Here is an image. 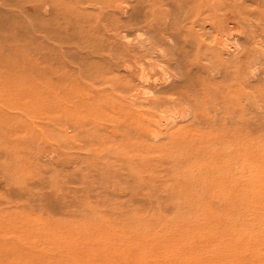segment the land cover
I'll return each mask as SVG.
<instances>
[{
  "label": "rangeland",
  "instance_id": "obj_1",
  "mask_svg": "<svg viewBox=\"0 0 264 264\" xmlns=\"http://www.w3.org/2000/svg\"><path fill=\"white\" fill-rule=\"evenodd\" d=\"M262 1L0 0V264H264Z\"/></svg>",
  "mask_w": 264,
  "mask_h": 264
},
{
  "label": "bare ground",
  "instance_id": "obj_2",
  "mask_svg": "<svg viewBox=\"0 0 264 264\" xmlns=\"http://www.w3.org/2000/svg\"><path fill=\"white\" fill-rule=\"evenodd\" d=\"M93 1H96V2H98V3H102L103 5L105 4L104 7H108V8L111 7V6H114V7H115V6H116V3L118 2V0H117V1H116V0H93ZM256 1H257V0H256ZM261 1H262V0H261ZM247 2H248V1H247ZM262 2H263V1H262ZM118 3H120V2H118ZM263 6H264V5H263ZM114 7H113V8H114ZM123 7H124V6H123ZM45 8H46V7H45ZM238 13H239V12H238ZM240 13H241V12H240ZM238 15H239V14H238ZM246 15H248V14H246ZM246 15H245V16H246ZM247 18H248V17H247ZM237 20H238V19H237ZM244 20H245V19H244ZM256 20H257V19H256ZM241 22H242V21H241ZM245 22H246V21H245ZM243 23H244V22H243ZM246 23H248V22H246ZM250 23H251V22H250ZM251 24H252V23H251ZM242 25H243V24H242ZM247 25H248V24H247ZM258 25H259V24H258ZM249 27H250V26H249ZM261 27H264V25H263V26L261 25ZM252 28H253V27H252ZM261 30H262V29H261ZM263 30H264V29H263ZM261 32H262V31H261ZM263 34H264V33H263ZM263 34H262V35H263ZM263 36H264V35H263ZM149 41H150V40H149ZM138 48H139V47H138ZM139 49H140V48H139ZM141 49H142V48H141ZM141 49H140V51H141ZM143 49H144V48H143ZM150 50H151V49H150ZM161 53H162V52H161ZM163 54H164V53H163ZM166 56H168V55H166ZM148 57H149V56H148ZM160 57H162V56L160 55ZM164 57H165V56H164ZM220 57H221V56H220ZM166 58H167V57H166ZM166 58H165V59H166ZM177 58H179V57H177ZM232 58H233V57H232ZM219 60H220V59H219ZM224 60H227V59H224ZM224 60L222 59V60H220V61L223 62ZM148 61H149V59H148ZM174 61H175V60H174ZM217 62H218V61H217ZM238 62H240L239 59H238ZM241 62H242V61H241ZM241 62H240V63H241ZM176 63L179 64V62H175V64H176ZM225 63H227V62L225 61ZM225 63H222V64H225ZM172 64H173V63H172ZM175 64H174V65H175ZM177 66H178V65H177ZM179 66H180V65H179ZM175 67H176V65H175ZM179 69H180V67H179ZM238 70H239V69H238ZM238 70H236L235 72L238 73ZM246 71H247V70H246ZM240 72H242V71H240ZM249 72H250V71H249ZM141 74H142V73H141ZM178 75H179V74H178ZM231 75H232V74H231ZM235 75H236V74H235ZM247 75H248V73H247ZM250 75H251V74H250ZM162 76H163V75H162ZM237 76H238V75H237ZM237 76H235V77H237ZM141 77H142V75H141ZM141 77H140V78H141ZM143 77H144V76H143ZM146 77H149V76H146ZM212 77H213V76H212ZM241 77H242V75H241ZM244 77H246V74H245ZM249 77H250V76H249ZM138 78H139V77H138ZM180 78H181V77H180ZM239 78H240V76H239ZM145 79H146V78H145ZM254 79H255V78H254ZM157 80H158V79H157ZM172 80H173V79H172ZM177 80H178V79H177ZM144 81H146L145 83H143L144 85H145L146 83H148L147 80H144ZM144 81L142 80L141 83L144 82ZM158 81H159V80H158ZM178 81H179V80H178ZM241 81H242V80H241ZM154 82H155V80H154ZM154 82L152 81L153 84H154ZM160 82H161V81H160ZM170 82H171V81H170ZM155 83H156V82H155ZM161 83H162V82H161ZM163 83H164V82H163ZM163 83H162V84H163ZM179 83H180V82H179ZM181 83H185V81H184V82L181 81ZM181 83H180V85H181ZM175 84H177V83H175ZM156 85H157L156 88H159V87L161 86V84H158V83H157ZM159 85H160V86H159ZM163 85H164V84H163ZM172 85H173V84H172ZM183 85H184V84H183ZM158 86H159V87H158ZM166 86H167V85H166ZM175 86H176V85H175ZM184 86H185V85H184ZM200 86H201V85H200ZM164 87H165V85H164ZM171 87H172V86H170V88L168 89V92L171 91V89H173V90L175 89L174 86H173V88H171ZM176 87H177V86H176ZM178 87H179V85H178ZM201 87H202V89H204L203 86H201ZM161 88H162V87H161ZM179 88H181V87H179ZM205 88H206V87H205ZM199 89H200V88H199ZM46 90H47L46 87H42V88H41V90H40V91H41V97H40V100H41V98H44V97L47 95ZM165 90H166V91H165ZM173 90H172V91H173ZM177 90H178V88H177ZM207 90H208V88H207ZM162 91H163L162 93H163V95H164V94H165L164 92H167V88H166V89L163 88ZM203 91H206V90L204 89ZM221 91H222V90H221ZM223 91H225V90H223ZM158 92H159V91H158ZM158 92H157V93H158ZM168 92H167V93H168ZM173 92H174L173 95L176 94V96H174V97H176L178 100H180V103H181L182 101H184L185 99H189V98H190V96H189L188 94H186L185 92H183V90L180 91V89H179L178 93H176L175 90H174ZM217 92H218V91H217ZM73 93H74V94L76 95V97H77L76 92H73ZM160 93H161V91H160L158 94H160ZM162 93H161V94H162ZM218 93H219V92H218ZM218 93H216V94H218ZM35 94H37V93H35ZM230 94H231V91H230ZM249 94H250V93H249ZM249 94H247V95H249ZM198 95H199V94H198ZM202 95H203V94H202ZM251 95H252V94H251ZM153 96H154V95H153ZM158 96H159V95H158ZM212 96H213V95H212ZM212 96H211V98H213ZM244 96H245V95H244ZM249 96H250V95H249ZM249 96H248V97H249ZM252 96L254 97V95H252ZM160 97H161V96H160ZM174 97H172V99H173ZM64 98H65V97L63 96L62 99H64ZM200 98L204 99L203 96H200ZM208 98H209V97H208ZM208 98H207V99H208ZM217 98H218L219 100H221V98L219 97V95H217ZM240 98H241V97H240ZM135 99H136V98H135ZM167 99L170 100L169 96H168ZM202 99H201V100H202ZM207 99H206L205 101H207ZM250 99H251V98H250ZM133 100H134V99H133ZM136 100H137V99H136ZM136 100H135V101H136ZM158 100H159V99H158ZM165 100H166V99H165ZM173 100H174V99H173ZM173 100H172V101H173ZM190 100H191V99H190ZM199 100H200V99H199ZM208 100H209V99H208ZM214 100H215V99H214ZM236 100H237V99H236ZM247 100H248V98H247ZM138 101H139V100H138ZM138 101H137V102H138ZM143 101H144V100H143ZM146 101H149V100H146ZM155 101H156V100H155ZM159 101H160V100H159ZM203 101H204V100H203ZM215 101H216V100H215ZM242 101H243V100H242ZM244 101H245V100H244ZM256 101H257V100H256ZM41 102H42V100H41ZM137 102H136V103H137ZM140 102H141V100H140ZM144 102H145V101H144ZM156 102H157V101H156ZM156 102H155V103H156ZM164 102H165V101H164ZM176 102L178 103L179 101H176ZM192 102H193V101H192ZM196 102H198V101H196ZM209 102H210V101H208V104H209ZM240 102H241V100H240ZM250 102H251L252 105H255V104L253 103V101H250ZM134 103H135V102H134ZM142 103H143V102H142ZM145 103H146V102H145ZM170 103H174V102H170ZM186 103H187V102L185 101V104H186ZM210 103H211V102H210ZM219 103H220V102H219ZM221 103H222V102H221ZM247 103H248V105H246V106L250 107L251 105L249 106V104H250V103H249V100H248L245 104H247ZM153 104H154V103H153ZM175 104H176V103H174V105H175ZM191 105H192V104H191ZM210 105H211V104H210ZM192 106H193V105H192ZM207 106H208V105H207ZM215 106H216V105H215ZM202 107H203V105H202ZM213 107H214V106H213ZM221 107H223V106H221ZM186 108H187V107H186ZM198 108H201V107H198ZM215 108H216V107H215ZM219 108H220V107H219ZM219 108H218V109H219ZM231 108H232V107H231ZM193 109H194V108H193ZM226 109H228V108L226 107ZM233 109H234V108H233ZM233 109H230V111L233 110ZM238 109H239V108H238ZM200 110H201V109H199L198 111H200ZM223 110H224V109H223ZM244 110H246V109H244V106H243V110H241V111H242L243 113L245 112V114L242 115L241 112H240V114H241L243 117H244L245 115H247V112H246L247 110H246V111H244ZM248 110H249V109H248ZM259 110H260V109H259ZM152 111H153V110H152ZM183 111H185V110L183 109ZM187 111H188V109H187L185 112L187 113ZM190 111L193 112L192 108L189 109V113H188V115L190 114ZM194 111H195V110H194ZM211 111H212V110H211ZM230 111H229L228 113H231ZM251 111H253V110H250V112H251ZM255 111H256V110H255ZM192 112H191V113H192ZM215 112H216V111H215ZM223 112H224V111H223ZM232 112L234 113L235 110H233ZM186 113H185V115H186ZM216 113H217V112H216ZM233 113H232V114H233ZM248 113H249V111H248ZM193 114H196V111H195V113L193 112V113L190 114V115L193 116ZM221 114H223V113H221ZM225 114H226V113H225ZM249 114H250V113H249ZM185 115H184V116H185ZM190 115H189V116H190ZM223 116H224V115H223ZM225 116H227V115H225ZM163 117H164V116H163ZM185 117H186V116H185ZM202 117H203V116H202ZM202 117L200 118V120H202V119L204 118V117H203V118H202ZM218 117H219V116H218ZM231 117H233V116H231ZM231 117H230V118H231ZM234 117H235V116H234ZM234 117H233V118H234ZM182 118H183V116L181 117V120H182ZM228 118H229V117H228ZM228 118H226L225 120L227 121V120L230 119V118H229V119H228ZM160 119H161V118H160ZM167 119H168V118H167ZM211 119H212V118H210V120H211ZM220 119H223V118H220ZM239 119H241V117L238 118V120H239ZM231 120H232V118L228 121V123H229ZM160 121H161V120H160ZM175 121H176V120H175ZM179 121H180V120H179ZM182 121H183V120H182ZM205 121H206V120H204V123H202L203 121H202L201 123H202V124H205V123H206ZM171 122H173V121H171ZM199 122H200V121H199ZM207 122H208V121H207ZM238 122H239V121H238ZM163 123H164V122H163ZM168 123H170V122L168 121ZM157 124H158V123H157ZM206 124H207V123H206ZM208 124H209V122H208ZM162 125H163V124H162ZM164 125H166V124L164 123ZM164 132H165V131H164ZM263 167H264V166H263V164H262V165L259 167L258 171H261V170L263 169ZM247 171H248V170H247ZM254 172H255V171H254ZM252 173H253V172H252ZM254 176H255V175H254ZM241 185H242V187H243L242 190H244L245 193H246V192L248 193V192H249L250 190H252L253 187H254V186H253L251 183H249V182H247V184H246V183H243V184H241Z\"/></svg>",
  "mask_w": 264,
  "mask_h": 264
}]
</instances>
